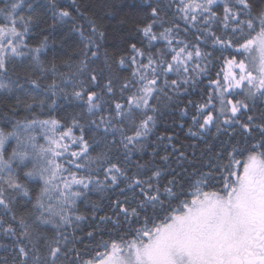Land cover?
I'll list each match as a JSON object with an SVG mask.
<instances>
[{"label":"snow or ice","instance_id":"6c2138e0","mask_svg":"<svg viewBox=\"0 0 264 264\" xmlns=\"http://www.w3.org/2000/svg\"><path fill=\"white\" fill-rule=\"evenodd\" d=\"M95 7L0 0V264H264V0Z\"/></svg>","mask_w":264,"mask_h":264},{"label":"trees","instance_id":"16d2710c","mask_svg":"<svg viewBox=\"0 0 264 264\" xmlns=\"http://www.w3.org/2000/svg\"><path fill=\"white\" fill-rule=\"evenodd\" d=\"M88 2L93 3L94 5H96V7L94 8V11L98 12L99 15L106 17L104 19V23L106 25H110V26H114L119 22V18L117 19H112V17L110 15H108V13L110 12V9H102L100 6L107 3H116V4H120L121 2H124V0H88ZM127 3H131L133 2V0H126ZM127 11V9L125 10ZM123 15V14H121ZM72 49L70 48L69 51H71Z\"/></svg>","mask_w":264,"mask_h":264}]
</instances>
